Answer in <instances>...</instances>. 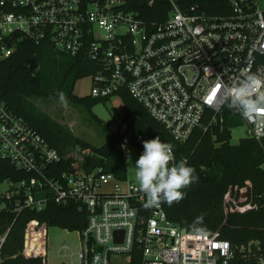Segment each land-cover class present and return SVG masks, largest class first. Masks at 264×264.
I'll return each instance as SVG.
<instances>
[{
    "label": "built area",
    "instance_id": "1",
    "mask_svg": "<svg viewBox=\"0 0 264 264\" xmlns=\"http://www.w3.org/2000/svg\"><path fill=\"white\" fill-rule=\"evenodd\" d=\"M165 1L169 10L150 21L128 10V0H0V61L23 39L48 40L58 53L96 64L88 76L90 97H118L121 111L129 93L175 141L185 143L196 129L224 122V83L249 72L264 75V0H228L231 11L224 15L185 9L183 0ZM237 112L248 137L262 143L264 127ZM119 147L126 163L130 148H137L126 137ZM90 155L81 147L62 154L0 94V158L33 174L7 181L0 213L19 217L49 202L85 209L87 226L79 231L80 251L71 264H264L259 240L233 246L219 231L175 224L162 203L146 206V195L127 178L103 166L86 170ZM261 198L264 203V191ZM4 241L0 237V251Z\"/></svg>",
    "mask_w": 264,
    "mask_h": 264
},
{
    "label": "trees",
    "instance_id": "2",
    "mask_svg": "<svg viewBox=\"0 0 264 264\" xmlns=\"http://www.w3.org/2000/svg\"><path fill=\"white\" fill-rule=\"evenodd\" d=\"M148 0H128L127 9L146 20L160 18L169 10L165 0H156L154 6ZM185 9L196 7L209 15L229 14L228 0H183ZM97 71V66L84 56L71 57L58 53L48 40L36 44L29 39L18 42L14 54L0 61V94L7 106L30 126L43 135L51 146L62 154L71 148L90 149L84 165L86 170L103 166L117 178H127L126 160L119 143L122 138L139 150L143 141L157 136L162 142L171 143L176 158L188 159V166L195 169L198 181L183 189L185 197L169 205L161 202L168 218L175 224L192 230L219 231L222 239L233 246L259 240L264 245V141L251 138L231 144L230 133L242 124L237 110L227 106L222 110L224 122L204 131L196 129L185 143L175 141L161 123L153 118L142 104L129 93L123 94L121 108L124 133H114L101 147L91 145L74 136L39 107L31 98L60 100L86 107L89 111L110 99L79 97L75 93L77 82ZM92 118L99 125L103 121ZM138 136L143 139L138 142ZM63 167V166H62ZM65 167V166H64ZM33 174L15 167L9 160L0 158V184L30 180ZM88 213L70 202L58 205L49 202L42 211L25 210L19 217L11 212L0 213L1 264H47L46 252H30L32 243L43 237L46 229L57 226L71 232L86 228ZM1 244V242H0Z\"/></svg>",
    "mask_w": 264,
    "mask_h": 264
},
{
    "label": "rangeland",
    "instance_id": "3",
    "mask_svg": "<svg viewBox=\"0 0 264 264\" xmlns=\"http://www.w3.org/2000/svg\"><path fill=\"white\" fill-rule=\"evenodd\" d=\"M91 86V78L85 77L77 82L75 93L79 97L88 96ZM30 101L59 124L67 128L74 136L96 147L103 146L114 133L121 132L124 128L118 97H113L105 103L102 102L94 106L91 111L84 106L69 102L62 104L60 100L31 98ZM92 114L101 119L103 125H99L94 121ZM247 131L248 126L244 121L238 127L233 128L230 133L231 144H238L241 139L248 138ZM73 151L74 148H71L69 152ZM130 151L131 157L126 163L127 181L138 185V182L135 180L134 165L141 154L135 147H131ZM8 189L9 184L7 182L0 184V194L6 192ZM64 244H67V247H64ZM43 251L47 255V264L77 263L76 258L80 251L79 231L71 232L61 227L49 226L46 229V239L43 238L41 243H37L34 248L32 247V251L27 252V254Z\"/></svg>",
    "mask_w": 264,
    "mask_h": 264
},
{
    "label": "clouds",
    "instance_id": "4",
    "mask_svg": "<svg viewBox=\"0 0 264 264\" xmlns=\"http://www.w3.org/2000/svg\"><path fill=\"white\" fill-rule=\"evenodd\" d=\"M221 92L225 106L264 127V75L246 73L235 82L224 83ZM59 97L62 104L67 103L63 94ZM142 143L144 151L134 167L138 188L147 197L146 206L179 202L186 195L182 190L198 181L195 169L185 161L174 163V146L158 136Z\"/></svg>",
    "mask_w": 264,
    "mask_h": 264
},
{
    "label": "crops",
    "instance_id": "5",
    "mask_svg": "<svg viewBox=\"0 0 264 264\" xmlns=\"http://www.w3.org/2000/svg\"><path fill=\"white\" fill-rule=\"evenodd\" d=\"M42 239H43V237H40V239H39L38 241H36L35 243H32V244H34V245L31 246L30 251H32V247L34 248V246H35L37 243H41ZM40 240H41V241H40ZM42 245H43V242H42ZM44 248H45V245H44Z\"/></svg>",
    "mask_w": 264,
    "mask_h": 264
},
{
    "label": "water",
    "instance_id": "6",
    "mask_svg": "<svg viewBox=\"0 0 264 264\" xmlns=\"http://www.w3.org/2000/svg\"><path fill=\"white\" fill-rule=\"evenodd\" d=\"M116 234H118V233H116Z\"/></svg>",
    "mask_w": 264,
    "mask_h": 264
}]
</instances>
